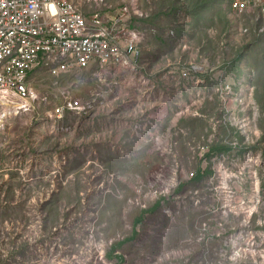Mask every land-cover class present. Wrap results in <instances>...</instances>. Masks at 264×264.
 I'll return each mask as SVG.
<instances>
[{"label": "rangeland", "instance_id": "obj_1", "mask_svg": "<svg viewBox=\"0 0 264 264\" xmlns=\"http://www.w3.org/2000/svg\"><path fill=\"white\" fill-rule=\"evenodd\" d=\"M137 1L134 67L37 69L0 132V264H264V38L231 0ZM65 90L89 113L48 119Z\"/></svg>", "mask_w": 264, "mask_h": 264}, {"label": "built area", "instance_id": "obj_2", "mask_svg": "<svg viewBox=\"0 0 264 264\" xmlns=\"http://www.w3.org/2000/svg\"><path fill=\"white\" fill-rule=\"evenodd\" d=\"M81 1L87 10L75 0H0V132L9 127L11 117L31 112L35 102L47 101L33 86L31 77L37 69L59 76L91 65L130 69L139 60L144 33L127 25L131 15L148 17L138 1L127 0L113 16L105 0ZM229 9L235 19L251 17L254 28L241 30L246 36L249 30L256 37L264 35V0H231ZM169 36L173 37L171 31ZM60 99L46 111L48 119L85 115L92 107L69 90ZM96 250L90 264H107L102 245ZM76 259L72 252L51 249L41 264H80Z\"/></svg>", "mask_w": 264, "mask_h": 264}, {"label": "trees", "instance_id": "obj_3", "mask_svg": "<svg viewBox=\"0 0 264 264\" xmlns=\"http://www.w3.org/2000/svg\"><path fill=\"white\" fill-rule=\"evenodd\" d=\"M248 26L250 27V29H253L254 28V25L251 24V23ZM263 38H264V35H262L261 39H263ZM229 150L230 149L228 147H226V146H219L218 143H217V144L211 146V151H209L206 154V156L208 157V154L211 153V152H213V151H218V152L222 151L224 153H227V152H229ZM202 177H203V173H201L200 170L198 169V171L195 174L194 178H195V180L199 181Z\"/></svg>", "mask_w": 264, "mask_h": 264}]
</instances>
